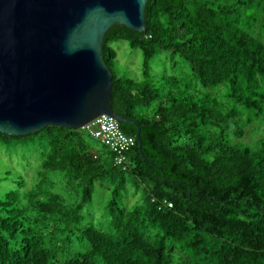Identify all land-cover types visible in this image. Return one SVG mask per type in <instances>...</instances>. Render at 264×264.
Here are the masks:
<instances>
[{"label":"trees","instance_id":"obj_1","mask_svg":"<svg viewBox=\"0 0 264 264\" xmlns=\"http://www.w3.org/2000/svg\"><path fill=\"white\" fill-rule=\"evenodd\" d=\"M254 5L149 0L145 32H108L112 110L135 123L120 124L136 139L125 170L83 130L0 133L2 148L31 143L42 157L30 189L22 170L0 174L11 183L0 194V264H264V136L243 142L252 126L264 134V43L242 22ZM120 41L143 53V80L116 73L112 44ZM164 51L189 63L209 92L176 77L153 79L150 62ZM127 176L144 194L131 210L120 194ZM109 181L117 185L108 226L98 229L86 210L96 184Z\"/></svg>","mask_w":264,"mask_h":264},{"label":"water","instance_id":"obj_2","mask_svg":"<svg viewBox=\"0 0 264 264\" xmlns=\"http://www.w3.org/2000/svg\"><path fill=\"white\" fill-rule=\"evenodd\" d=\"M148 1L0 0V133L82 130L102 115L135 125L112 110L103 44L115 25L145 32Z\"/></svg>","mask_w":264,"mask_h":264},{"label":"rangeland","instance_id":"obj_3","mask_svg":"<svg viewBox=\"0 0 264 264\" xmlns=\"http://www.w3.org/2000/svg\"><path fill=\"white\" fill-rule=\"evenodd\" d=\"M112 48L117 53L116 73L123 78L132 79L135 81L143 80V53L140 50H132L129 43L120 41L112 44ZM151 74L153 79H160L165 76L176 77L183 81V86L191 84L194 90L207 93L208 90L202 88L195 77L193 76L192 68L189 63L182 60L179 56L172 57L170 53L160 52L150 62ZM259 126H252L247 130L246 137L243 142L253 143L261 140L262 131ZM101 151L105 152L106 148L99 144ZM13 150H6L0 146V174L10 171L12 177L16 176L17 171H23L27 176L28 189L32 187V181L35 179V174L38 172L42 157L33 144H21ZM26 170V172H25ZM59 179V178H58ZM58 181V180H57ZM10 181L0 183V194L9 189ZM117 182L109 181L108 183L96 184L93 201L86 210V215L91 216L93 225L98 229H106L108 226V205ZM57 186L63 189L62 183L58 181ZM123 201L122 206L127 209H132L135 205L141 203L144 198L143 190H137L133 180L127 176V183L123 191L120 192ZM87 224V223H86Z\"/></svg>","mask_w":264,"mask_h":264},{"label":"built area","instance_id":"obj_4","mask_svg":"<svg viewBox=\"0 0 264 264\" xmlns=\"http://www.w3.org/2000/svg\"><path fill=\"white\" fill-rule=\"evenodd\" d=\"M82 130L111 151L115 167L125 170L130 165L128 154L135 146L136 139L124 134L115 119L102 115ZM168 206L172 208V204Z\"/></svg>","mask_w":264,"mask_h":264},{"label":"crops","instance_id":"obj_5","mask_svg":"<svg viewBox=\"0 0 264 264\" xmlns=\"http://www.w3.org/2000/svg\"><path fill=\"white\" fill-rule=\"evenodd\" d=\"M242 22L252 36L264 43V0H256V5L244 9Z\"/></svg>","mask_w":264,"mask_h":264}]
</instances>
